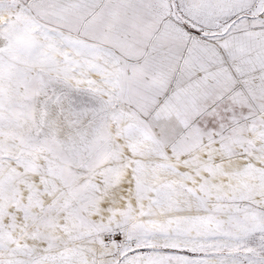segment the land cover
Instances as JSON below:
<instances>
[{"label": "snow or ice", "instance_id": "1", "mask_svg": "<svg viewBox=\"0 0 264 264\" xmlns=\"http://www.w3.org/2000/svg\"><path fill=\"white\" fill-rule=\"evenodd\" d=\"M0 264H264V0H0Z\"/></svg>", "mask_w": 264, "mask_h": 264}]
</instances>
